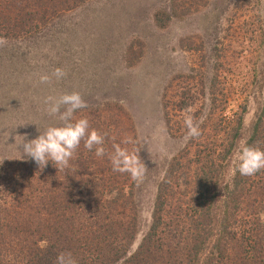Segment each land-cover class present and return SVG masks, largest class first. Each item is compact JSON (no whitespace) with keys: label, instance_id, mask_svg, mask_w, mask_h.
<instances>
[{"label":"rangeland","instance_id":"rangeland-1","mask_svg":"<svg viewBox=\"0 0 264 264\" xmlns=\"http://www.w3.org/2000/svg\"><path fill=\"white\" fill-rule=\"evenodd\" d=\"M158 10L171 14L163 17L164 27L155 20ZM22 17L13 14L10 23L29 19ZM55 68L66 75L57 80ZM43 74L51 77L49 83L39 82ZM218 88L222 115L242 117L235 149L224 161L225 184L264 97V0H88L35 32L12 40L0 37V160L23 162L19 176L27 179L25 168L33 160L19 159L23 142L57 123L46 112L45 98L79 92L87 107L73 119L86 118L90 129L104 137L105 155L97 157L95 148L89 151L81 141L69 167L54 173L48 169L39 183L47 175L46 187L55 189L67 174L78 175L85 166V172L103 170L108 178L98 188L103 199L110 200L116 187L127 193L132 189L130 204L111 208L117 225L121 221L115 211L126 218L131 208L137 213L131 253L151 223L158 182L188 140L185 117L200 126L210 117V98ZM213 123L207 122L205 134L222 126ZM208 138L219 143V137ZM113 145L138 153L146 168L139 181L113 171ZM221 211L217 207L213 213L217 229Z\"/></svg>","mask_w":264,"mask_h":264},{"label":"trees","instance_id":"trees-1","mask_svg":"<svg viewBox=\"0 0 264 264\" xmlns=\"http://www.w3.org/2000/svg\"><path fill=\"white\" fill-rule=\"evenodd\" d=\"M86 1L0 0V37L12 40L35 32ZM13 14L29 19L10 23ZM170 15L155 12L158 26L164 27L163 17ZM218 90L210 98V117L199 126L200 135L188 139L168 163L157 185L151 223L131 253L137 213L131 208L126 218L115 211L121 221L117 225L111 208L130 204L132 189L127 193L116 187L110 200L103 199L98 188L108 178L103 170L85 172V166L52 189L46 187L47 175L39 183L42 173L58 170L51 161L42 169L27 162V179L19 176L23 162L0 163V264H57L60 253H70L76 264H264V169L253 176L236 172L222 184L224 161L235 149L242 117L222 115L223 91ZM209 120L222 126L205 134ZM169 130L175 134L171 125ZM211 136L219 137V143ZM245 141L264 150V97ZM217 207L222 210L218 229ZM205 249L208 254L201 260Z\"/></svg>","mask_w":264,"mask_h":264},{"label":"clouds","instance_id":"clouds-1","mask_svg":"<svg viewBox=\"0 0 264 264\" xmlns=\"http://www.w3.org/2000/svg\"><path fill=\"white\" fill-rule=\"evenodd\" d=\"M52 75L59 80L66 73L61 68H55ZM50 79L47 74L39 76L40 83H49ZM44 103L47 106L46 112L55 116L57 123L47 126L43 132L38 131L39 135L35 139L23 142V155L19 159L30 157L41 169L51 161L58 170H65L81 141L89 151L95 148L97 157L105 155L104 137L95 129H90L86 118L73 119L77 110L87 107L79 92L63 93L58 97L48 96ZM185 125L188 130L186 139L200 135L199 126L190 115L185 117ZM109 159L113 171L128 173L134 181H139L146 169L138 153H130L119 145H113ZM231 163L233 174L238 172L242 176H253L264 169V150L241 141ZM57 264H76V261L70 253H60Z\"/></svg>","mask_w":264,"mask_h":264}]
</instances>
